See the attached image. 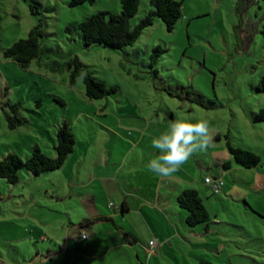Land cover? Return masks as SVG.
<instances>
[{"label":"rangeland","instance_id":"374dc122","mask_svg":"<svg viewBox=\"0 0 264 264\" xmlns=\"http://www.w3.org/2000/svg\"><path fill=\"white\" fill-rule=\"evenodd\" d=\"M36 1L43 8L42 18L31 15L30 0H0V100L19 103L17 115L26 121L10 129L0 108V160L8 153L27 159L34 145L54 157L53 144L62 122L71 127L75 146L55 172L31 177L22 170L15 185L0 179V264H30L31 260L34 264H88L77 250L86 243L78 241L71 224L83 218L89 201L83 200L81 190L74 194L71 189L69 199L66 192L72 183H88L93 171L96 177L112 175L113 166L106 168L105 160L127 170L134 163L156 158L160 152L152 139L176 120H207L213 139L219 136L207 151L195 153L183 164L208 192L202 194L210 222L209 233L202 239L208 247L194 246L195 252L205 254L194 259L211 264H264V124L252 121L264 108V94L254 89L264 75V4L242 9L241 29L235 34L238 0H177L182 17L171 32L155 19L133 46L113 51L85 49L77 31L70 36L64 29L98 12L119 13L120 0H96L76 7H69L68 0ZM50 7L53 12L45 11ZM150 8V0H141L132 24ZM39 18L50 58L65 59L69 52L76 55L94 78L116 87L117 92L89 100L82 75L71 85L67 70L51 73L35 61L24 70L3 60L1 50L26 38ZM156 46L166 52L159 56L153 79L148 73L149 56ZM226 135L233 147L257 154L259 166L243 169L232 163L227 171L216 166L231 160ZM214 175L223 182L218 194L203 183L204 176ZM108 184L115 183L110 180V188ZM109 197L102 195L106 202L100 208L111 213L113 209L108 208L114 200ZM185 228L180 235L193 239L192 229ZM195 231L203 233V227ZM41 232L52 240L41 241ZM70 235L74 240H67ZM48 249L53 252L46 261L36 255L44 256Z\"/></svg>","mask_w":264,"mask_h":264},{"label":"trees","instance_id":"16d2710c","mask_svg":"<svg viewBox=\"0 0 264 264\" xmlns=\"http://www.w3.org/2000/svg\"><path fill=\"white\" fill-rule=\"evenodd\" d=\"M96 0H68L69 7H76L83 4H93ZM141 0H120V12L113 14L107 11L98 12L91 15L87 19L78 23L76 27L66 26L64 32L72 35L73 31H77L79 41L85 49L91 47H102L105 49L120 51L127 47H131L137 41L142 32L150 27L155 19H160L167 31L171 32L178 20L182 17V6L177 0H150V9L146 15L136 24H132V19L138 12ZM264 0H238L236 8V16L238 22L234 26V33L241 29L242 19L241 11L245 7L258 4ZM29 10L31 15L35 17H43L41 13L43 8L36 0H30ZM47 12H53L54 8L45 9ZM39 18L37 24L31 28L28 35L24 39H19L12 43L8 48L1 50L3 60L15 63L21 69H28L30 64L35 61L37 66L43 67L51 73H62L69 71V82L74 85L76 79L82 75L84 85V94L89 100H100L117 92L116 87H107L106 84L94 78L88 71L86 66L79 58L72 54H65V59L50 58L47 55L48 49L43 45V19ZM250 29L245 32L250 40ZM72 40V37H70ZM166 52L160 46L152 49L149 56V74L152 78H156L157 62L159 56ZM140 78L139 76H137ZM142 79V78H141ZM255 92L264 94V75L260 77L259 82L255 86ZM40 106V104H39ZM0 108L4 111L7 125L10 129L26 124V121L18 117L21 109L19 103H10L9 101L0 100ZM171 116V115H170ZM171 118V117H170ZM253 123L264 124V108H261L253 115ZM226 146L231 155V160L221 161L216 164L223 171L231 168V164L243 169H255L259 166L260 157L252 151L233 147L226 135ZM214 141L219 140V136H215ZM75 146V138L71 127L68 123L62 122L56 132V140L53 144L55 156L45 155L37 145L31 147V154L27 159L20 158L15 153H8L0 160V179L9 185L18 183L20 171H25L31 177H39L59 170L68 156L73 153ZM178 206L186 211L185 224L189 228L204 226V232H208L209 216L203 204L199 193L195 189H186L177 197ZM99 221H111L107 217H96L88 219L79 224V229L91 227ZM33 261V260H31ZM29 263H32V262ZM198 264H211L207 261L200 260Z\"/></svg>","mask_w":264,"mask_h":264},{"label":"crops","instance_id":"0c3cea01","mask_svg":"<svg viewBox=\"0 0 264 264\" xmlns=\"http://www.w3.org/2000/svg\"><path fill=\"white\" fill-rule=\"evenodd\" d=\"M149 161L144 159L142 163H134L133 167L129 166L125 170L124 165L110 164L109 160H105L103 164L106 168L113 166L112 175L96 177L93 171L91 175L93 177L88 183L82 181L72 183L71 188L66 192L65 197L69 199L70 195H73L71 189H74V194H80L75 190H81L83 200L89 201L83 218L76 225L71 224L76 229L78 241L86 243L84 248L77 250L82 254L81 259L88 264H171L172 261L175 264H198L199 260L194 257L197 254L205 255L203 252L195 251L200 246L208 247L202 236L209 231L204 232V226L201 225L191 228V231L188 230L194 235L193 239L183 238L180 235L187 227L186 211L178 206L177 197L186 189H195L203 201V192L205 196L208 192L203 190L204 187L193 178L192 170L186 166L182 165L170 177L162 179L147 169L146 165ZM206 177L210 176L203 177L205 185H207L204 182ZM110 180L115 184L114 186L108 184L109 188L107 183H110ZM94 182H98L99 186H91ZM77 186L80 188H76ZM104 194L114 200V205L108 208L113 209V213L100 208V204L106 202L102 198ZM99 216L107 217L111 221L79 229L80 223ZM199 227H203V233L195 231ZM90 229L93 230L91 235L88 233ZM82 233H85V239L81 238ZM39 237L41 241L52 240L42 232L39 233ZM73 238L75 237L70 235L67 240H74ZM153 239H156L157 246L154 252L150 253L148 246ZM68 241H65L67 252ZM194 246L197 249H194ZM51 252L53 250L48 249L46 255L43 256L39 252L36 255H42L46 261L45 259L50 258ZM31 262L33 263L34 260ZM75 264L85 263L78 261Z\"/></svg>","mask_w":264,"mask_h":264},{"label":"clouds","instance_id":"9594fccd","mask_svg":"<svg viewBox=\"0 0 264 264\" xmlns=\"http://www.w3.org/2000/svg\"><path fill=\"white\" fill-rule=\"evenodd\" d=\"M212 142V129L207 120L173 121L167 131L152 139L151 144L160 155L151 159L146 167L162 179L170 177L195 153L207 151Z\"/></svg>","mask_w":264,"mask_h":264},{"label":"built area","instance_id":"2783aa9c","mask_svg":"<svg viewBox=\"0 0 264 264\" xmlns=\"http://www.w3.org/2000/svg\"><path fill=\"white\" fill-rule=\"evenodd\" d=\"M207 178V180H206ZM204 179V182L211 187L212 189V192L214 194H218L219 191H220V188L223 186V182H222V179L221 177H218V176H215V177H206ZM81 238L82 239H85L86 238V235L85 233H82L81 234ZM157 246V242H156V239H153L149 242V246H148V251L150 253L154 252V248ZM30 264H34V263H30Z\"/></svg>","mask_w":264,"mask_h":264}]
</instances>
